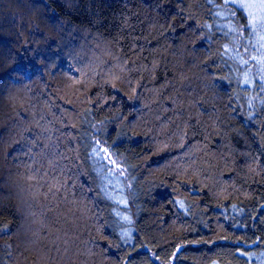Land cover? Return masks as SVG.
Masks as SVG:
<instances>
[{"label":"trees","instance_id":"16d2710c","mask_svg":"<svg viewBox=\"0 0 264 264\" xmlns=\"http://www.w3.org/2000/svg\"><path fill=\"white\" fill-rule=\"evenodd\" d=\"M246 23L225 0H0V264H264Z\"/></svg>","mask_w":264,"mask_h":264},{"label":"rangeland","instance_id":"374dc122","mask_svg":"<svg viewBox=\"0 0 264 264\" xmlns=\"http://www.w3.org/2000/svg\"><path fill=\"white\" fill-rule=\"evenodd\" d=\"M227 1V0H225ZM233 6H237L235 4H232ZM235 9V7H234ZM250 34V35H249ZM239 38L242 40L239 47V50H242L244 52V57L245 60L248 61V67L250 68V70H252V72L254 74H257L256 71L258 69H260V59L257 57V51H255L254 46H256L257 40H258V36L253 34V32L251 31V29L248 27V19H247V23L245 24V26L242 27V29L239 32ZM239 39V40H240ZM260 43H264V41H261ZM260 43H258V49H260ZM245 48L247 49V51H245ZM263 52H264V47H261ZM252 57H256L257 59H252ZM263 57V56H261ZM263 68H264V64H263ZM259 81L263 80V76L264 75H260L257 74ZM106 158L108 159V161L111 163V161H115V164H112V166L114 167V169H116L117 171H119V173H122V175H126V170L124 168V166L118 161V159L109 152V150L107 149V153H105ZM110 157V159H109Z\"/></svg>","mask_w":264,"mask_h":264},{"label":"snow or ice","instance_id":"6c2138e0","mask_svg":"<svg viewBox=\"0 0 264 264\" xmlns=\"http://www.w3.org/2000/svg\"><path fill=\"white\" fill-rule=\"evenodd\" d=\"M227 2L237 5V7H239L242 11L246 12L248 27L251 29L253 34L258 36L257 43L264 41V0H227ZM233 31H236V29H233ZM260 46L264 47V43H260ZM245 51H247L246 48ZM252 59L255 60L257 58L252 57ZM241 62L245 64L248 63V61L243 59ZM245 83H249V81L245 79ZM261 87L264 88V85ZM101 151L107 153V149H101ZM111 163L115 164L116 162L111 161Z\"/></svg>","mask_w":264,"mask_h":264}]
</instances>
